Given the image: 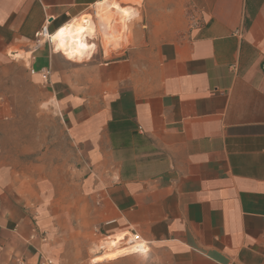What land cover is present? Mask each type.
<instances>
[{
	"label": "crops",
	"instance_id": "crops-1",
	"mask_svg": "<svg viewBox=\"0 0 264 264\" xmlns=\"http://www.w3.org/2000/svg\"><path fill=\"white\" fill-rule=\"evenodd\" d=\"M102 1L0 0V67L30 52L75 160L25 200L0 151V264H264V0H116L125 47L36 46Z\"/></svg>",
	"mask_w": 264,
	"mask_h": 264
},
{
	"label": "rangeland",
	"instance_id": "rangeland-1",
	"mask_svg": "<svg viewBox=\"0 0 264 264\" xmlns=\"http://www.w3.org/2000/svg\"><path fill=\"white\" fill-rule=\"evenodd\" d=\"M137 1L126 0L130 4ZM114 2L117 7L109 10V13L114 17L113 27L121 33L118 36L123 40L120 47H125L130 31H123V27H127L129 16L119 13L121 5L116 0ZM92 12L93 9L86 15L93 19L95 16L90 15ZM84 40L91 46L84 57L78 59L60 53L78 62L98 57L102 49L108 54L109 49L105 44L109 41L104 40L99 33L85 34ZM27 61L21 58L0 67V99L7 111L6 121L0 128V151L13 171L19 191L24 193L25 200H30L33 187L48 194L52 188L47 182L62 181L64 171L75 167V160L57 104L46 88L32 80ZM106 249L113 251V248ZM108 253L97 255L101 257L95 256L91 261H100ZM79 259L73 257L72 262L78 264ZM135 264H143V261L138 260Z\"/></svg>",
	"mask_w": 264,
	"mask_h": 264
},
{
	"label": "bare ground",
	"instance_id": "bare-ground-1",
	"mask_svg": "<svg viewBox=\"0 0 264 264\" xmlns=\"http://www.w3.org/2000/svg\"><path fill=\"white\" fill-rule=\"evenodd\" d=\"M116 7L117 3H113V0H104L98 3L95 7V11L90 14L92 17L95 16L93 19L87 15H83L70 21L52 35H49L51 45L56 52L65 53L64 55L68 57L76 56L80 59V57H84L91 48V46L85 42L84 35L99 33L104 40L109 41V43L105 44L107 49H111L112 47L115 48V46L120 47V43L123 40L118 36L121 33H118L117 29L113 27L114 17L109 13V10L116 9ZM128 11L129 9L127 8H120L118 12L125 14L128 13ZM127 30L128 28L124 26L123 31L127 32ZM26 53L22 52L18 55L16 54V58H23L27 61L30 52L26 51ZM133 248V250H135V247ZM128 249L124 248L113 253L110 252L109 254H105L102 259H112L121 255L130 254L131 252Z\"/></svg>",
	"mask_w": 264,
	"mask_h": 264
},
{
	"label": "built area",
	"instance_id": "built-area-1",
	"mask_svg": "<svg viewBox=\"0 0 264 264\" xmlns=\"http://www.w3.org/2000/svg\"><path fill=\"white\" fill-rule=\"evenodd\" d=\"M43 40L48 42L51 45L49 33L47 31L46 26L42 27L41 30L35 34L36 46H38L39 42L43 41ZM29 70H30L31 75L36 74V72L34 70H32L30 68H29ZM263 70H264V67H263ZM40 79H41L42 83L46 85L48 82L47 73H41ZM44 238L45 237L41 238L42 241H45ZM124 242L127 245L129 244V245H132L133 247H135L136 252H144V250L146 249L144 242L140 239V237L137 234H133V235L129 236L127 239H125ZM45 264H53V262L51 260H48L45 262Z\"/></svg>",
	"mask_w": 264,
	"mask_h": 264
}]
</instances>
